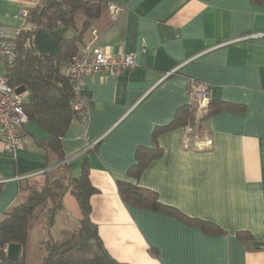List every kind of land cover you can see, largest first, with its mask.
I'll return each mask as SVG.
<instances>
[{"label":"crops","instance_id":"crops-1","mask_svg":"<svg viewBox=\"0 0 264 264\" xmlns=\"http://www.w3.org/2000/svg\"><path fill=\"white\" fill-rule=\"evenodd\" d=\"M46 1L0 0V25L14 35L28 26V11ZM114 1L122 5L121 15L114 19L103 7L82 32L78 50L93 44L109 55L132 54L136 66L111 76H86L88 123L74 119L62 137L70 175H79L84 160L88 164L97 190L90 196V217L106 250L124 264H264V5L251 0ZM82 21L77 11L72 27L38 28L34 49L56 53L60 40L76 35ZM254 34L259 36L244 39ZM192 79L209 86L210 100L236 109L207 116L201 130L197 123V139L188 134L194 145L185 148L189 123L154 130L171 122L181 106L196 105L188 94ZM25 131L23 146L13 154L0 142V218L24 200L21 180L39 182V171L55 167L47 166L36 143L45 132L30 120ZM205 141L206 146L196 148ZM144 146L160 147L162 154L135 181L127 171ZM117 181L152 189L163 204L212 222L222 233H206L176 215L128 205ZM79 216L67 192L53 225L42 224V232L33 226L30 239L38 244L61 239ZM237 231L249 237L238 239Z\"/></svg>","mask_w":264,"mask_h":264},{"label":"trees","instance_id":"trees-1","mask_svg":"<svg viewBox=\"0 0 264 264\" xmlns=\"http://www.w3.org/2000/svg\"><path fill=\"white\" fill-rule=\"evenodd\" d=\"M264 5V0H251ZM103 0H47L43 6L28 11L26 28L16 37L17 57L6 69L8 83L23 88L27 92L23 110L28 121L35 122L45 136L36 140L46 158L47 166L54 168L43 172L41 181L24 179L19 182V191L24 200L7 211L0 218V264H26L29 250V236L32 227L42 223L46 228L53 225L55 215L62 209V198L69 192L79 208L78 225L61 239L47 238L39 242L44 250L40 264H124L115 260L106 250L96 224L91 220L90 196L97 190L92 186L89 167L84 160L79 175L72 177L62 148V137L70 123L78 118L73 109L74 94L68 78L62 73V66L78 51L82 32L103 10ZM80 11L83 21L80 30L71 38L60 40L56 53L37 52L33 36L38 28L54 30L60 26L72 27L74 14ZM224 109L235 110V106L225 101L209 100L206 111L197 119L201 130L203 120ZM196 105L185 104L177 109L171 122L158 126L154 133L168 126L186 125L194 122ZM160 147H139L136 160L127 174L138 180L146 164L160 156ZM118 193L128 205L166 212L176 215L188 223L198 225L206 233H222V229L212 222L184 216L177 208L160 202L158 194L137 182L117 181ZM45 222H40V221ZM238 239L249 237L245 231H237ZM11 243L20 245V254L9 259L6 247Z\"/></svg>","mask_w":264,"mask_h":264},{"label":"built area","instance_id":"built-area-1","mask_svg":"<svg viewBox=\"0 0 264 264\" xmlns=\"http://www.w3.org/2000/svg\"><path fill=\"white\" fill-rule=\"evenodd\" d=\"M104 8L116 19L123 12V7L114 0H104ZM25 16V13H23ZM19 31L14 35L10 30L0 25V142L6 153L13 154L17 149L23 146L26 136L25 124L28 116L23 110V101L27 92H18L20 87L11 86L6 78V69L11 65L17 57L16 37ZM95 33V30H92ZM259 34L247 35L244 39L255 38ZM1 66L3 70L1 71ZM136 66L134 55L120 54L109 55L93 44H84L75 54L71 55L62 66L63 75L69 79L74 94L73 109L78 114V119L84 125L89 120L90 98L83 93V80L86 76L94 72H104L108 76L130 70ZM188 94L196 101L195 119L193 123L186 125L184 129L183 146L188 148L194 144L187 136L195 133L194 138L197 139L195 127L197 119L206 111L209 98V86L199 80H191L188 87ZM195 144L196 148H203L207 145ZM94 143L88 144V148H92ZM195 148V147H194ZM65 162V160H63ZM66 163V162H65ZM44 172V169L38 174Z\"/></svg>","mask_w":264,"mask_h":264},{"label":"rangeland","instance_id":"rangeland-1","mask_svg":"<svg viewBox=\"0 0 264 264\" xmlns=\"http://www.w3.org/2000/svg\"><path fill=\"white\" fill-rule=\"evenodd\" d=\"M3 70V67L1 66V71ZM69 219L70 221H72V216L70 215L69 216ZM40 222H45L44 220L43 221H40ZM41 225L42 223H37L35 224V229L36 231H39L41 228ZM78 225V220L74 222V228ZM33 229L31 230L30 232V236L33 235L32 233ZM42 232V230H40ZM30 236H29V250H28V253H27V261H26V264H40L41 262V257L43 256L42 254L44 253V250L41 249L39 247V244L36 243V238H32L30 239ZM40 240V239H39ZM38 240V242H39Z\"/></svg>","mask_w":264,"mask_h":264},{"label":"water","instance_id":"water-1","mask_svg":"<svg viewBox=\"0 0 264 264\" xmlns=\"http://www.w3.org/2000/svg\"><path fill=\"white\" fill-rule=\"evenodd\" d=\"M23 88H19L18 92L23 91ZM56 166V165H54ZM20 254V245L17 243H11L6 247V255L9 259H16Z\"/></svg>","mask_w":264,"mask_h":264}]
</instances>
